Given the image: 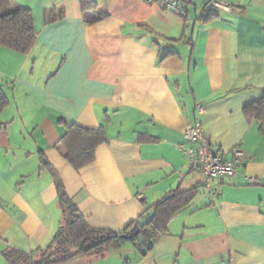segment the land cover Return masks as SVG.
<instances>
[{
  "label": "crops",
  "instance_id": "1",
  "mask_svg": "<svg viewBox=\"0 0 264 264\" xmlns=\"http://www.w3.org/2000/svg\"><path fill=\"white\" fill-rule=\"evenodd\" d=\"M94 1L106 15L96 22L79 0H0V14L30 9L36 31L26 54L0 47V264L7 250L35 256L56 233L53 173L88 224L112 232L178 187L201 185L145 255L66 264H264V136L243 112L264 94V0H224L231 10L214 18L192 0L187 22L160 0ZM196 103L211 146L226 158L244 152L216 197L180 150ZM60 118L105 127L107 143L78 171L55 148Z\"/></svg>",
  "mask_w": 264,
  "mask_h": 264
},
{
  "label": "trees",
  "instance_id": "2",
  "mask_svg": "<svg viewBox=\"0 0 264 264\" xmlns=\"http://www.w3.org/2000/svg\"><path fill=\"white\" fill-rule=\"evenodd\" d=\"M82 13L93 12L96 22L105 18V14L97 9L94 0H79ZM206 7V1L203 3ZM217 13L210 12L205 17L214 18ZM57 16L51 14L50 20ZM36 31L33 14L30 9L17 6L13 10L0 14V47H5L17 53L26 54L34 44ZM168 55V54H167ZM8 104L3 90L0 88V112ZM243 112L249 121L257 125L260 134L264 136V94L257 100L244 105ZM57 124L64 128L60 133L55 148L75 170L91 164L95 158L98 146L107 143L108 136L104 126L85 128L73 123L58 119ZM42 167L53 171L49 162L40 154ZM61 220L59 227L49 241L40 248L35 256L27 255L16 250L2 252L8 264H66L82 257L104 258L112 250L121 249L130 242L134 245L138 255H145L153 246L155 239L166 232L171 218L191 204L197 196L200 184L183 190L178 187L163 199L146 207L144 212L135 220L129 222L121 231L112 232L92 228L86 217L76 208L68 196L61 179L53 173ZM154 211L152 219L143 227L138 221ZM121 235H130L126 240ZM142 238L144 244L137 250L135 242Z\"/></svg>",
  "mask_w": 264,
  "mask_h": 264
},
{
  "label": "built area",
  "instance_id": "3",
  "mask_svg": "<svg viewBox=\"0 0 264 264\" xmlns=\"http://www.w3.org/2000/svg\"><path fill=\"white\" fill-rule=\"evenodd\" d=\"M192 0H160L165 8L177 10L187 22V6ZM206 8L213 13L230 11L231 6L224 0H204ZM204 107L200 103L194 106V118L187 122L181 129V136L186 145L180 146V150L186 157L190 168L201 172L203 176V188L205 193L216 197L221 192V187L228 183L236 175V166L241 164L244 152L239 146L233 147L229 152V158L214 149L204 135L201 116ZM251 182L254 177L248 176ZM141 195L138 196L140 198Z\"/></svg>",
  "mask_w": 264,
  "mask_h": 264
},
{
  "label": "water",
  "instance_id": "4",
  "mask_svg": "<svg viewBox=\"0 0 264 264\" xmlns=\"http://www.w3.org/2000/svg\"><path fill=\"white\" fill-rule=\"evenodd\" d=\"M203 1H204V0H193V3H196V2H197L198 4H202ZM167 197H169V196H167ZM153 215H154V211L150 212L149 215H147L146 217L140 219V220L138 221L139 227H143L144 225H146V224L152 219ZM120 237L123 238V239H126V240H128V239L131 238L130 235H121ZM142 244H144V242H143L142 238L140 237V238L135 242V245L137 246V250L140 249V245H142Z\"/></svg>",
  "mask_w": 264,
  "mask_h": 264
},
{
  "label": "rangeland",
  "instance_id": "5",
  "mask_svg": "<svg viewBox=\"0 0 264 264\" xmlns=\"http://www.w3.org/2000/svg\"><path fill=\"white\" fill-rule=\"evenodd\" d=\"M88 13V15L89 14H93V12H91V11H89V12H87ZM128 248H131V249H134V245H132L130 242H127L126 243V245L124 246V247H122L121 249H118L119 250V253H121V254H123V255H125L127 252H126V249H128ZM135 250V249H134Z\"/></svg>",
  "mask_w": 264,
  "mask_h": 264
}]
</instances>
